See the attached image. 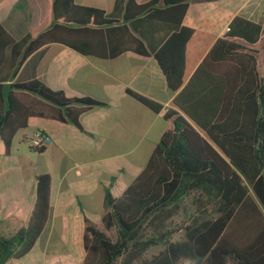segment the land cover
Segmentation results:
<instances>
[{
	"label": "trees",
	"instance_id": "16d2710c",
	"mask_svg": "<svg viewBox=\"0 0 264 264\" xmlns=\"http://www.w3.org/2000/svg\"><path fill=\"white\" fill-rule=\"evenodd\" d=\"M43 23L16 41L0 26V70L41 47L59 43L93 58L127 52L153 56L173 92V128L161 138L146 167L119 198L105 195L100 223L84 220L83 264H264V31L235 17L183 86L186 45L193 30L182 25L192 0H125L121 20L74 0H47ZM8 53V54H7ZM0 77V138L9 152L15 134L32 117L72 123L94 106L32 79L5 86ZM158 112L160 106L128 91ZM41 153L44 148L34 149ZM51 178L37 177L29 222L0 238V264L35 244L49 214ZM193 198L196 214L216 205L217 218L185 226L172 218ZM184 231L182 241H172ZM115 233L113 237L112 233ZM161 245L156 254L151 248Z\"/></svg>",
	"mask_w": 264,
	"mask_h": 264
},
{
	"label": "crops",
	"instance_id": "0c3cea01",
	"mask_svg": "<svg viewBox=\"0 0 264 264\" xmlns=\"http://www.w3.org/2000/svg\"><path fill=\"white\" fill-rule=\"evenodd\" d=\"M74 1L121 20L125 0ZM48 8L47 0H0V26L19 41L43 23ZM237 16L264 31V0L190 1L182 21L193 30L186 45L183 86ZM20 58L7 59L1 68L5 86L38 79L68 97H89L102 105L82 114L79 126L30 118L27 127L15 134L9 152L0 138V238H11L27 226L37 177L51 178L43 231L25 255L15 256L17 247L3 264H83L84 220L100 223L106 192L121 197L144 170L163 135L173 128V118L167 119V114L183 115L173 102L180 90L168 88L153 56L127 52L115 59H99L52 43L21 62ZM128 91L153 101L160 110H151ZM39 131L51 140L41 153L30 144Z\"/></svg>",
	"mask_w": 264,
	"mask_h": 264
},
{
	"label": "rangeland",
	"instance_id": "374dc122",
	"mask_svg": "<svg viewBox=\"0 0 264 264\" xmlns=\"http://www.w3.org/2000/svg\"><path fill=\"white\" fill-rule=\"evenodd\" d=\"M185 211H182L180 214L172 218V221L174 224L177 225H188V224H195L202 220L207 219H215L218 216L217 213V207L211 206L208 208L207 213L203 216H199L196 214L195 207L193 205V198L187 197L184 201ZM113 237H115V233H112ZM184 239V231H179L176 233L171 240L173 241H180ZM163 247L161 245L151 248L149 251V254H156L158 253ZM193 264L196 263V261H192ZM192 262H189L188 264H192Z\"/></svg>",
	"mask_w": 264,
	"mask_h": 264
},
{
	"label": "built area",
	"instance_id": "2783aa9c",
	"mask_svg": "<svg viewBox=\"0 0 264 264\" xmlns=\"http://www.w3.org/2000/svg\"><path fill=\"white\" fill-rule=\"evenodd\" d=\"M51 142L49 136L43 132H37L33 139L31 140L30 144L33 149H41L45 148Z\"/></svg>",
	"mask_w": 264,
	"mask_h": 264
},
{
	"label": "water",
	"instance_id": "95a60500",
	"mask_svg": "<svg viewBox=\"0 0 264 264\" xmlns=\"http://www.w3.org/2000/svg\"><path fill=\"white\" fill-rule=\"evenodd\" d=\"M2 123H3V119L0 118V129H1V127H2Z\"/></svg>",
	"mask_w": 264,
	"mask_h": 264
}]
</instances>
